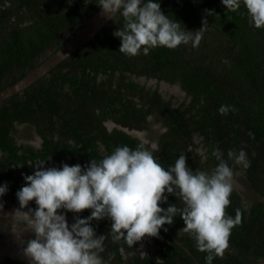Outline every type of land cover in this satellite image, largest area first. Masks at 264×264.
<instances>
[{
  "label": "trees",
  "instance_id": "16d2710c",
  "mask_svg": "<svg viewBox=\"0 0 264 264\" xmlns=\"http://www.w3.org/2000/svg\"><path fill=\"white\" fill-rule=\"evenodd\" d=\"M79 1L87 17L99 8L97 0ZM160 2L161 10L189 31L200 30L207 20L198 46L157 47L148 55L127 56L113 35L123 26L117 16L48 74L0 102V184L7 182L9 188L5 208L19 207L15 194L38 161L46 160V167L62 162L83 166L117 146L136 148L143 139L125 129L146 131V147L157 146L154 155L165 168L185 154L193 170L211 171L218 163L214 149H221L225 159L229 150L244 149L250 166L229 164L242 172L257 197L245 201L233 189L225 211L235 217L239 209L241 221L213 264H252L264 259V28L250 23L243 4L232 12L221 0ZM208 10L214 14L208 16ZM81 25L75 0H0V91L34 69ZM140 78L177 85L184 97L164 96ZM222 105L226 114L218 111ZM22 127L38 137L37 144L20 137ZM168 204L183 207L174 195ZM90 213L86 209L79 215ZM75 215L67 213L69 224ZM92 225L106 237L101 253L105 264H205L207 253L197 250L179 215L158 237H145L133 247L113 238L109 219ZM140 243L147 245L144 252ZM1 264L30 263L5 257Z\"/></svg>",
  "mask_w": 264,
  "mask_h": 264
},
{
  "label": "clouds",
  "instance_id": "9594fccd",
  "mask_svg": "<svg viewBox=\"0 0 264 264\" xmlns=\"http://www.w3.org/2000/svg\"><path fill=\"white\" fill-rule=\"evenodd\" d=\"M221 3L232 12L243 4L250 23L264 28V0ZM96 4L105 17L123 18V26L113 35L121 41L119 51L130 57L148 55L157 47H196L208 25L205 19L200 30H187L161 10L160 0H97ZM212 14L214 10L207 11L208 16ZM218 111L226 114L228 108L222 105ZM148 144L144 139L134 149L117 146L99 161L93 158L83 166L62 162L59 167H46V160L38 161L32 165L33 174L23 175L25 183L15 194L19 207L11 212L4 211L8 184H0V219L10 221L13 235L22 242L24 233L34 234L23 248L30 264H105L101 253L106 237L97 235L94 220L109 219L113 238H123L133 247L145 237H158L163 226L173 224L178 215L197 250L207 253L205 264H213L224 254L231 230L241 221L239 209L235 217L225 211L234 188L229 160L249 167L246 151L229 150L225 159L221 149H214L212 155L218 163L207 171L193 170L185 154L165 168L154 155L157 146L146 147ZM169 195L179 198L183 207L168 204ZM165 204L168 206L162 207ZM86 209L91 213L82 218L79 214ZM68 212L76 214L71 224Z\"/></svg>",
  "mask_w": 264,
  "mask_h": 264
},
{
  "label": "water",
  "instance_id": "95a60500",
  "mask_svg": "<svg viewBox=\"0 0 264 264\" xmlns=\"http://www.w3.org/2000/svg\"><path fill=\"white\" fill-rule=\"evenodd\" d=\"M80 8L82 15V25L75 31L68 40H66L57 50L50 54L34 69L25 74L22 78L7 86L0 91V102L8 97L21 93L25 88L49 73L57 64L70 57L78 49L84 46L92 37L101 31V29L111 20L103 15L102 9L99 7L91 16L87 17L79 0H75ZM112 125V122H108ZM125 129V128H124ZM128 133L133 134L135 130L125 129ZM134 135V134H133ZM262 199L264 201V167L262 172ZM179 245L180 242L177 241ZM185 250L187 248L183 246ZM252 264H264V259H260Z\"/></svg>",
  "mask_w": 264,
  "mask_h": 264
},
{
  "label": "rangeland",
  "instance_id": "374dc122",
  "mask_svg": "<svg viewBox=\"0 0 264 264\" xmlns=\"http://www.w3.org/2000/svg\"><path fill=\"white\" fill-rule=\"evenodd\" d=\"M141 81L146 82L148 85H152L157 87L164 96L170 97L174 96L175 100H181L184 97V93L179 89L177 85L169 84L165 81H156L155 79L145 80L144 78H140ZM108 125V124H107ZM112 125H108L111 128ZM153 128L155 130L160 129L159 124H153ZM21 138L31 141L33 143H38L39 139L35 134H32V131L28 127H22ZM133 134L141 139H147L148 133L146 131H138L135 130ZM148 140V139H147ZM234 188L241 193L245 201H251L257 197V194L249 187L246 182L242 172L240 170L234 172L233 177ZM13 209H5V212H11ZM68 222L72 219V216H67ZM7 220L0 219V261L4 257H13L15 259L19 258L25 260L26 262H30L29 259L23 254V249L26 246V241L28 239L34 238L33 233H25L23 234V242L18 240L12 233L11 227L8 224H5ZM5 224V225H4ZM16 243V244H15ZM147 245L145 243L139 244V250L144 252ZM18 250V251H17ZM15 251V252H14ZM17 251V252H16Z\"/></svg>",
  "mask_w": 264,
  "mask_h": 264
},
{
  "label": "flooded vegetation",
  "instance_id": "af4514ba",
  "mask_svg": "<svg viewBox=\"0 0 264 264\" xmlns=\"http://www.w3.org/2000/svg\"><path fill=\"white\" fill-rule=\"evenodd\" d=\"M5 209H10V208H5ZM11 209H14V208H11ZM10 258H13V257H10ZM15 259V258H14ZM18 260H22V259H19L17 258ZM5 260V257L0 261V264L3 263ZM22 261H25V260H22ZM26 262V261H25ZM27 263H30V262H27Z\"/></svg>",
  "mask_w": 264,
  "mask_h": 264
},
{
  "label": "bare ground",
  "instance_id": "6f19581e",
  "mask_svg": "<svg viewBox=\"0 0 264 264\" xmlns=\"http://www.w3.org/2000/svg\"><path fill=\"white\" fill-rule=\"evenodd\" d=\"M5 224L10 225V221L7 220ZM5 224H4V225H5ZM24 234H25V233H24ZM15 244H16V243H15ZM21 249H23V248H21ZM17 251H18V250H17ZM17 251H16V252H17ZM22 251H23V250H22ZM14 252H15V251H14Z\"/></svg>",
  "mask_w": 264,
  "mask_h": 264
}]
</instances>
